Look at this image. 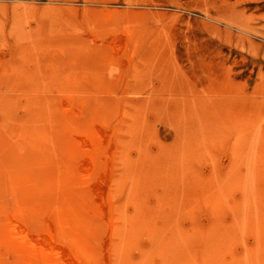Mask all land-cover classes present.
Returning <instances> with one entry per match:
<instances>
[{"label":"rangeland","instance_id":"obj_1","mask_svg":"<svg viewBox=\"0 0 264 264\" xmlns=\"http://www.w3.org/2000/svg\"><path fill=\"white\" fill-rule=\"evenodd\" d=\"M69 127L109 137L94 263L264 264V0H0V227Z\"/></svg>","mask_w":264,"mask_h":264},{"label":"bare ground","instance_id":"obj_2","mask_svg":"<svg viewBox=\"0 0 264 264\" xmlns=\"http://www.w3.org/2000/svg\"><path fill=\"white\" fill-rule=\"evenodd\" d=\"M63 131L65 135L61 148V152L65 155L63 168L57 176H48L44 191H41L39 184L36 185V188L34 187V191L37 190L36 203H40L42 206L41 212H38V215L33 217L34 219L13 216L0 227L1 239L4 244L12 248L18 264H96L89 257L90 250L94 249L92 243L97 238L95 223L92 224L80 217L73 205L76 202L82 204L90 211L93 218L104 215L109 218L111 202L108 195L109 189H106V185L110 186L112 177L111 174L109 176L106 167L107 160L112 159L106 150L109 137L104 127H98L94 133L81 128L79 131L73 132L71 127L63 128ZM71 135L72 144L68 143ZM44 145H41L42 148ZM69 145L70 149H68ZM34 154L36 167H41L42 159L37 160V152ZM51 156L54 158L53 153ZM47 193H51L53 206V209L48 212L44 211V197ZM59 201L62 204H59ZM98 207L102 210H99ZM258 217H260L259 214ZM79 234L84 236V241L89 245L84 244L78 238ZM1 262L5 264L3 261ZM258 262L261 263L260 260Z\"/></svg>","mask_w":264,"mask_h":264}]
</instances>
